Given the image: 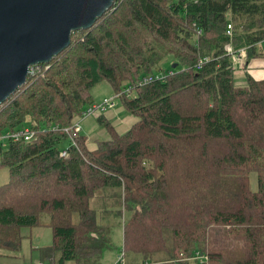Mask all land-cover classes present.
Here are the masks:
<instances>
[{
    "label": "trees",
    "instance_id": "1",
    "mask_svg": "<svg viewBox=\"0 0 264 264\" xmlns=\"http://www.w3.org/2000/svg\"><path fill=\"white\" fill-rule=\"evenodd\" d=\"M124 6L118 20L145 30V52L124 32L97 31ZM103 15L0 105V136L34 132L0 144V249L17 251L21 227L44 225L46 264H101L120 226L124 264H199L183 259L195 251L207 264H264V78L236 85L224 48L264 57V0H116ZM168 55L176 67L155 78ZM103 80L134 121L117 132L99 116L108 137L89 147L85 130L65 129Z\"/></svg>",
    "mask_w": 264,
    "mask_h": 264
},
{
    "label": "water",
    "instance_id": "2",
    "mask_svg": "<svg viewBox=\"0 0 264 264\" xmlns=\"http://www.w3.org/2000/svg\"><path fill=\"white\" fill-rule=\"evenodd\" d=\"M114 3L0 0V105L24 86L31 67L50 62L69 46L74 31L91 28Z\"/></svg>",
    "mask_w": 264,
    "mask_h": 264
},
{
    "label": "rangeland",
    "instance_id": "3",
    "mask_svg": "<svg viewBox=\"0 0 264 264\" xmlns=\"http://www.w3.org/2000/svg\"><path fill=\"white\" fill-rule=\"evenodd\" d=\"M126 10H127V6H124V8H120L118 11H116L115 14L110 13L107 16L103 15V17L100 18L97 23V26H96L98 28L97 31H99V27L101 26V27H107V28L109 27L114 34H116L117 32H124V34L128 38L129 43L133 47H139L144 50L143 52H145V41L147 40V38L145 40V30L140 26V28L144 30L143 31L144 34H143L141 29L138 26H136L135 28H129L128 26L124 25V20L123 21L118 20V19L125 18ZM227 18L229 20L230 15H228ZM82 34L75 33L74 37L71 36V39L73 40V42H76L82 38ZM149 38L151 39V37H148V40ZM73 47L76 50V53H78V44L75 43ZM66 52L69 58H73L74 50L72 48ZM247 58L248 56L246 57L245 60H247ZM173 63L176 64L173 57L169 55L164 56L160 60L154 63L155 65L152 68L151 72L155 75H162L163 74L162 72L166 71V69L171 67ZM235 67H234L233 73L237 74V72H235L236 71ZM121 68L122 67H120V69ZM125 70H126V67H123V70L120 71L121 74L119 75H124ZM33 72L34 71L32 70L30 74H32ZM246 73H248L254 79L264 78V70H262V72H260L259 70H256V71L250 70L248 72L247 70ZM239 77H241V81L243 83L246 81L245 76H239ZM236 78H237V75H234V82L237 85V82L235 81ZM90 94L92 98V103H100L102 102L104 98H115L116 97L114 100L115 108L111 110H104L101 112L96 111L87 117H83L82 115L80 116V114L73 117L72 122H77V121L81 122V126L83 128L82 131L85 130L89 147H94L97 140L105 139L106 137H108V131L103 121L101 122L98 121L99 116H103L107 122H110L114 126L117 132L126 131L130 127L131 123H133L134 118L129 113V111L124 107L122 101L120 100L119 97H117L116 93L113 91L112 86L107 81L103 80L99 82L98 84H96L94 87H92L90 90ZM5 102L6 101H4L1 105L6 104ZM3 142L4 141H2V143ZM64 144H66V142H63L62 145ZM0 153H1V150H0ZM249 178H250V188L252 190L256 189V174L254 172L250 173ZM8 179H9V168L6 166L1 167L0 168V184L7 182ZM124 214L125 215L123 219L125 220L127 219L128 214L127 213H124ZM43 215L44 217L41 218V221L43 223H46L48 219L47 214L45 213ZM19 234L21 236V243H20L19 249L17 251H9V250L0 249V264H42V263H45L41 259L40 249L42 247L50 246L53 243L52 229L44 225L33 226V227H21L19 229ZM122 237H123L122 227L117 226V227H113L110 230L109 245L105 247L102 251L101 264H114V262L117 259V256L120 255L122 251V247H123Z\"/></svg>",
    "mask_w": 264,
    "mask_h": 264
},
{
    "label": "built area",
    "instance_id": "4",
    "mask_svg": "<svg viewBox=\"0 0 264 264\" xmlns=\"http://www.w3.org/2000/svg\"><path fill=\"white\" fill-rule=\"evenodd\" d=\"M225 32L228 36H231L232 34V25L231 23L226 24ZM201 31L199 29L196 30V34L200 35ZM260 44V43H257ZM264 45V43H263ZM225 51L231 55L233 65H243V62L245 63V59L247 57V47H241L237 50H233L232 46L230 44H226L224 46ZM202 60H199L198 64H200ZM33 70V67L30 68L29 73ZM155 78H163V75H155ZM153 75H150L147 77L148 80H151L154 78ZM116 98V97H115ZM115 98H104L102 102L100 103H91L86 106V108L83 109L82 115L83 117H87L91 114H93L96 111H104V110H109L112 109L115 106ZM69 130L74 131L75 133H82V126L81 122H72L70 127L66 128L65 131L69 132ZM34 135V132L30 130L28 127H22L16 130H8L5 131L1 136H0V142L2 145H5L8 141H13L17 142L19 140H24V141H29L32 136ZM71 138V136L69 135ZM2 141H4L2 143ZM65 151L61 152V155H65ZM184 260H189V261H196L199 264H207L208 257L207 255L200 253L199 251L192 252L191 254L187 255L186 257L184 256ZM46 264V263H42ZM114 264H124V258H123V252L117 256L116 262Z\"/></svg>",
    "mask_w": 264,
    "mask_h": 264
},
{
    "label": "crops",
    "instance_id": "5",
    "mask_svg": "<svg viewBox=\"0 0 264 264\" xmlns=\"http://www.w3.org/2000/svg\"><path fill=\"white\" fill-rule=\"evenodd\" d=\"M235 68H236L235 72H237V74H234V75H237V78L235 81L237 82V85L239 84L238 86H244L246 81L243 83L241 81V77H239V76H246V74H248V73H246L247 70H248V72L250 70H252V71L259 70L260 72H262V70H264V57H250L245 61L243 66L237 65V67H235Z\"/></svg>",
    "mask_w": 264,
    "mask_h": 264
}]
</instances>
